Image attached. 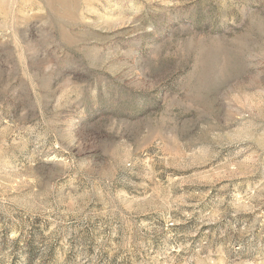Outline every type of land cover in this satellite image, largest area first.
Wrapping results in <instances>:
<instances>
[{
    "label": "rangeland",
    "instance_id": "374dc122",
    "mask_svg": "<svg viewBox=\"0 0 264 264\" xmlns=\"http://www.w3.org/2000/svg\"><path fill=\"white\" fill-rule=\"evenodd\" d=\"M0 264H264V0H0Z\"/></svg>",
    "mask_w": 264,
    "mask_h": 264
}]
</instances>
